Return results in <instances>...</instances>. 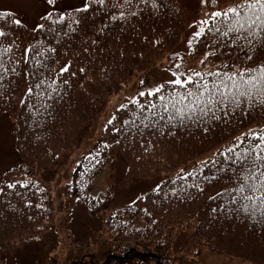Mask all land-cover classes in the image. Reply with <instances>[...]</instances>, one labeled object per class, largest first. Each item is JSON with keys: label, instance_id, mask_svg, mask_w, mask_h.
I'll return each instance as SVG.
<instances>
[{"label": "trees", "instance_id": "trees-1", "mask_svg": "<svg viewBox=\"0 0 264 264\" xmlns=\"http://www.w3.org/2000/svg\"><path fill=\"white\" fill-rule=\"evenodd\" d=\"M199 1L201 10L187 12L181 0H142L124 11L113 0H104L103 5L88 0L87 11L73 15L52 11L59 13L41 18L34 29L17 14L0 11V30L6 34L0 36V115L15 117L13 133L21 155L1 186L0 264H5L8 252L43 237L55 225L53 191L37 171L58 169L94 120L102 99L128 86L135 72L157 65L163 52L175 50L192 25L207 19L206 14L240 2ZM226 23L210 20L209 26L227 31ZM191 40L189 59L197 61L192 62L195 65L184 56L174 58L185 76L200 72L213 82L218 78L209 73L254 70L264 64V33L223 36L206 28L205 34ZM69 63L70 70L61 73ZM172 69L176 71L175 66ZM194 81L202 83L200 77ZM162 84L161 93L137 96L143 108L131 101L118 107L109 119L112 123H105L74 165L67 195L92 216L107 212L102 239L110 243L111 251L101 263L79 258L65 264H175L184 257L207 264L214 254L228 264H264V216L251 207L245 211L241 205L250 202L232 203L228 194L255 162L251 150L259 139L252 133L264 135V103L253 99L250 104L241 97L237 105L229 98L206 117L195 112L189 118L187 110L180 117L171 107L164 110L160 95L167 103L177 91L195 92L197 84L185 88ZM228 148L233 150L225 154ZM118 152L128 178L162 181L112 209L115 195L95 198L91 192L95 178ZM245 152L247 161H237L236 153ZM179 237H186L181 245Z\"/></svg>", "mask_w": 264, "mask_h": 264}, {"label": "rangeland", "instance_id": "rangeland-1", "mask_svg": "<svg viewBox=\"0 0 264 264\" xmlns=\"http://www.w3.org/2000/svg\"><path fill=\"white\" fill-rule=\"evenodd\" d=\"M88 0H0V11H9L31 29H34L41 18L52 11H60L73 15L76 9ZM124 11L129 6H135L142 0H113ZM184 11H199V0H181ZM59 13V12H52ZM200 28L199 21L192 25L182 38L180 45L172 52L165 50L159 63L134 73L132 81L126 87H120L116 92L106 95L100 105L94 120H90L76 143L66 152L58 169L51 171L38 170V177L47 181L52 188L55 199L56 222L53 228L41 238H32L18 246L6 255L5 264H65L74 259L83 258L87 261L102 262L111 251V245L103 238L104 218L92 216L88 210L78 205L67 195L71 171L79 157L99 137L105 123L112 117L114 111L121 105L137 98L138 93H147L163 82H168L172 76L177 59L185 58L188 64L195 65L189 59L190 45L194 33ZM15 117L3 113L0 115V192L5 173L18 166L21 155L18 152L13 133ZM162 178H128L127 166L118 152L112 164L107 166L96 178L91 195L95 198L105 194L115 195L116 201L112 209H117L135 200L140 195L158 187ZM186 237H179V245ZM207 264H228L221 255L214 254L207 258ZM175 264H199L189 257L178 258ZM235 264V263H234Z\"/></svg>", "mask_w": 264, "mask_h": 264}, {"label": "snow or ice", "instance_id": "snow-or-ice-1", "mask_svg": "<svg viewBox=\"0 0 264 264\" xmlns=\"http://www.w3.org/2000/svg\"><path fill=\"white\" fill-rule=\"evenodd\" d=\"M55 0H48L49 4H53ZM101 5L104 4V0H97ZM202 3H207L208 0H201ZM213 3H217V0H212ZM90 7V4L85 3L82 9H76V11H87ZM207 19L199 21L200 28L197 32L194 33L195 37H199L205 34L206 28L208 31H215L221 33L223 36H228L231 32H246L248 37H253L264 33V0H240L239 3L232 4L225 9H220L212 12L210 15L206 14ZM52 13H48L43 19H51ZM220 18H223L221 20ZM61 20L64 19L62 15ZM115 19V17H113ZM215 20L218 23H226L227 31H222L219 27H210L209 21ZM16 24H20L19 20L14 21ZM79 23V21H76ZM40 28H43V25H39ZM6 34L0 30V36H5ZM249 44L253 43L252 39L248 40ZM192 40H189V45L191 46ZM31 51V46L26 49ZM54 51V49H53ZM249 60L252 59L251 56L248 57ZM203 63V61H201ZM71 68V63L65 65L60 69L61 73L68 72ZM176 71L172 72L174 79L168 81L169 84L173 86H178L179 88H185L187 85L196 83V91L188 90L186 92L177 91L176 97L168 99L165 103L166 97L160 95V101L164 107L165 111H168L169 107L175 110L176 114L180 117L185 116V111L189 114V118L195 112H199L202 117H206L210 112L215 111L217 104L225 103L231 98L237 105L241 102L240 98L245 97L251 104L253 99L258 102L264 103V64H261L257 69H246L239 72H216L209 73L208 75L216 76L218 79L213 82H209L204 78L203 74L200 72L189 73L185 76L184 73H180V65H175ZM81 72L84 69H80ZM256 72L255 75H252V72ZM245 72L249 73L247 76ZM73 75H75L73 73ZM182 77H184L182 79ZM194 77H200V81H194ZM39 87V85H37ZM164 88V84H160L157 87L150 89L147 93L140 92L138 97L143 96H154L158 93H161ZM32 91L31 88L28 90ZM191 98V103H187ZM132 103H137L140 108H143L144 105L139 104L138 98L132 100ZM180 105V106H178ZM120 109L125 107L124 104H121ZM152 108H155V104H151ZM218 119V117H214ZM115 116H113V120ZM163 119V117H161ZM169 121L174 119V116L170 113L168 117ZM108 123H112V120H109ZM127 123V121L125 122ZM118 131V129H117ZM207 131V129H205ZM257 136L259 143L254 146L251 151L255 152L254 164L250 169H246L247 174L243 177V182L239 184V187L234 188L229 191V195L232 196V203H237L240 199L250 203H244L241 205L245 211H251L253 213L259 211L262 216H264V135L257 133H252ZM239 139V138H237ZM232 148L225 150V154L232 152ZM248 153L245 152L243 155L241 153H236L237 161H247ZM99 163V161H97ZM9 187H14V185H9ZM199 191H203L202 188H199ZM222 195V193H218ZM215 211V210H214Z\"/></svg>", "mask_w": 264, "mask_h": 264}]
</instances>
